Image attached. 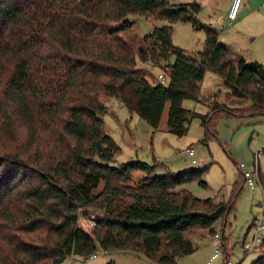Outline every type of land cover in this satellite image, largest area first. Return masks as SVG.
Listing matches in <instances>:
<instances>
[{
	"label": "trees",
	"instance_id": "1",
	"mask_svg": "<svg viewBox=\"0 0 264 264\" xmlns=\"http://www.w3.org/2000/svg\"><path fill=\"white\" fill-rule=\"evenodd\" d=\"M200 8L197 1L0 0V219L8 222L2 228L54 234L52 248L6 235L9 247L0 246V264H61L71 254L91 255L97 244L176 264L196 250L188 230H214L217 220H227L243 188L239 181L230 198L217 203L177 189L192 179L206 185L207 165L130 184L134 171L151 165L109 164L118 146L103 127V107H97L102 87L158 128L168 105L170 132L182 136L199 118L208 142L218 137L217 108L200 113L182 102L202 99L200 83L212 70L243 100L245 116H264V66L234 56L218 40L217 28L195 16ZM132 13H151L169 24L142 36L128 20ZM178 21L205 30L202 50L190 53L173 43ZM137 58L159 66L168 81H151ZM101 181L104 188L96 193ZM260 183L264 195L262 177ZM19 192L24 207L6 203ZM97 201L106 217L88 232L78 226V209ZM251 264H264V251Z\"/></svg>",
	"mask_w": 264,
	"mask_h": 264
},
{
	"label": "rangeland",
	"instance_id": "2",
	"mask_svg": "<svg viewBox=\"0 0 264 264\" xmlns=\"http://www.w3.org/2000/svg\"><path fill=\"white\" fill-rule=\"evenodd\" d=\"M172 3H187L197 1L201 8L195 16L203 23L214 22L218 30V40L226 45L236 57L243 56L247 61H257L264 66V8L263 0H243L237 17L229 24L228 11L232 0H169ZM132 27L140 35H145L155 27L168 25L169 22L162 18H155L151 13H132L128 16ZM206 33L204 29L193 26L192 22L178 21L173 24L172 40L190 53L202 50ZM174 57L171 58V61ZM137 65L145 67L149 71L151 81L158 80V74L163 72L159 66L147 64L137 58ZM201 95L203 98L195 100L183 99V106L201 113L213 112L221 117L217 124L218 137L208 142H203L204 127L201 119L193 118L189 130L182 136L169 131L167 125L168 107L162 115L160 125L154 128L146 119L137 112L128 109L123 101L110 96L101 87L98 92L97 107H103V127L113 138L118 146L110 165L118 166L131 160H142L151 168L149 171L136 170L133 172L130 184L137 185L145 177H153L168 172H177L190 166L207 165L203 175L206 185H202L199 179H192L181 183L177 189H186L198 198H212L214 202L229 199L233 185L239 181L242 191L235 203L234 211L227 220H217L213 227L192 228L186 232V237L191 239L196 250L190 254L181 256L176 264H225L230 260L233 264H251L261 252L259 247L246 252L245 240H251L256 233L253 221L261 211L264 202L263 190L256 179V186L252 188L243 177L244 171L254 172L258 169L260 177L264 179V116L246 115L242 106L243 100L230 93L223 78L212 70H207L201 81ZM4 84H0L1 92ZM205 94L211 97H205ZM215 94V95H214ZM217 97L214 99V97ZM8 143V142H6ZM3 145V143H0ZM190 146L196 150L195 159L184 152ZM243 164V167H240ZM3 168H0V175ZM28 185L19 190L27 189ZM104 188L101 181L95 192ZM18 190V191H19ZM126 203L130 201L127 197ZM24 207L25 201L21 193L8 197L6 203ZM106 217L105 208L101 201L88 207L78 209V226L91 232L97 221ZM7 221L0 219V246L9 247L6 235L16 237L24 243L39 247L51 246L53 233L48 236V229L39 231L20 232L13 228L4 229ZM5 233V234H4ZM219 236H216V234ZM264 236V230L259 233ZM6 239H5V238ZM226 238L229 255L221 249L219 255L211 259L215 251V245ZM261 251V252H260ZM96 253V256L91 255ZM87 256L71 254L61 264H158L141 253L132 250L116 249L106 251L97 244V248ZM229 256L226 258V256ZM49 264V263H45Z\"/></svg>",
	"mask_w": 264,
	"mask_h": 264
},
{
	"label": "built area",
	"instance_id": "3",
	"mask_svg": "<svg viewBox=\"0 0 264 264\" xmlns=\"http://www.w3.org/2000/svg\"><path fill=\"white\" fill-rule=\"evenodd\" d=\"M242 2H243V0H232L231 1L230 8L228 11L229 24H232L233 20L237 17ZM261 6L264 8V0L262 1ZM158 79L163 83H166L168 81V78L164 72H160L158 74ZM184 152L186 154H188V156L191 158V161L193 164H195L197 162V160L195 159L196 151L194 149V146H190V147L186 148L184 150ZM240 167H243V164H241ZM243 177L245 179V182L248 185H250L252 188H254L256 186V179L260 182V175H259L258 169L255 170L254 172H250L247 170L244 171ZM261 187H262V185H261ZM253 224H254V227H256V233L251 240H248V241L245 240L243 246L246 249V252H249V251L259 247L263 241L264 236H261L259 233H260V231L264 230V202L261 204L260 214L257 218L254 219ZM216 236H219V234L217 233ZM222 245H223V241L219 242L218 244L215 245V251L211 256V259H214L219 255V251L222 249ZM92 256L93 257L96 256V253H93L91 255V257ZM207 263L209 264L210 261H208ZM225 264H233V263L230 262V260H227L225 262Z\"/></svg>",
	"mask_w": 264,
	"mask_h": 264
},
{
	"label": "crops",
	"instance_id": "4",
	"mask_svg": "<svg viewBox=\"0 0 264 264\" xmlns=\"http://www.w3.org/2000/svg\"><path fill=\"white\" fill-rule=\"evenodd\" d=\"M213 23H214V22H210V24H212V25H213ZM200 88H201V84H200ZM214 95H215V94H214ZM207 96H208V95L205 94V97H207ZM208 97H211V99H213V95H212V94H210ZM202 98H203V95H202ZM215 98H217V97L215 96L214 99H215ZM167 107H168V105H167ZM208 112H209V111H208ZM208 112H207V113H208ZM200 113H201V112H200ZM189 126H190V125H189ZM188 130H189V129H188ZM195 151H196V150H195ZM196 154H197V153H196ZM196 154H195V156H196ZM223 200H224V199H223Z\"/></svg>",
	"mask_w": 264,
	"mask_h": 264
}]
</instances>
